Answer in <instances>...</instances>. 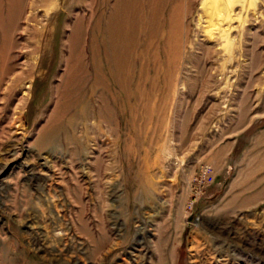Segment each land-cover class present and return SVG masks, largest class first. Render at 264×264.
Segmentation results:
<instances>
[{"label": "rangeland", "instance_id": "374dc122", "mask_svg": "<svg viewBox=\"0 0 264 264\" xmlns=\"http://www.w3.org/2000/svg\"><path fill=\"white\" fill-rule=\"evenodd\" d=\"M190 1L64 91L93 7L0 0V264H264V0Z\"/></svg>", "mask_w": 264, "mask_h": 264}, {"label": "bare ground", "instance_id": "6f19581e", "mask_svg": "<svg viewBox=\"0 0 264 264\" xmlns=\"http://www.w3.org/2000/svg\"><path fill=\"white\" fill-rule=\"evenodd\" d=\"M86 1L90 3V6L93 7V8L91 7L92 10L94 9V11H91L89 13L91 14L89 20L90 22L88 21L87 23L90 26V29L92 30V38L91 41L89 42V44L91 45V56L93 61L92 69L89 70L83 59V53L81 51L83 42H81V37L84 30L83 23L85 19L83 14L78 13L75 16L74 21L71 24H67V27H69V33L67 34L68 37L66 36L67 55L64 57L65 73L63 75L64 84L62 87L64 91L68 90L69 88L68 85H70L71 81H74V79H78V78L84 79L85 76H89L88 74L90 73L93 74V78H94L93 82L95 85L99 81V78L101 77L97 65V62L99 61L101 54L103 56V59L107 61L111 66L110 73L113 74L112 76L116 81H119V75L121 71L122 72L126 71L131 63V59L129 58V53L131 52L130 47L133 45V41L135 40L136 27L138 23L137 20H139L137 19V16L144 15L148 20V22L150 23L153 15L156 14L158 11L162 12L163 10L162 8L166 6L164 5L166 3L163 4L164 0L163 2L162 0H86ZM230 1L231 0H228V2ZM224 7L225 6L221 0H209L208 2V8L209 9L212 8V10L215 13H217L215 15L219 16L218 18L221 17V13H225ZM173 11H175L174 3H172L171 9L167 11L170 17L169 21L171 22H172L171 15ZM228 16L230 15L228 14ZM212 25L213 23L211 24V26ZM151 29H153V27ZM148 31L150 33V30ZM97 32L99 33V39H97L95 36L97 35ZM138 36L140 35L138 34ZM124 74H126V72ZM80 87H82V85Z\"/></svg>", "mask_w": 264, "mask_h": 264}]
</instances>
